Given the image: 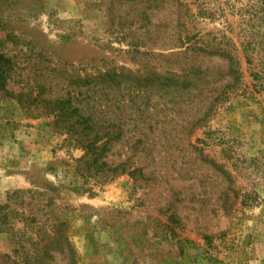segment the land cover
<instances>
[{"label": "rangeland", "instance_id": "1", "mask_svg": "<svg viewBox=\"0 0 264 264\" xmlns=\"http://www.w3.org/2000/svg\"><path fill=\"white\" fill-rule=\"evenodd\" d=\"M0 53L113 134L86 166L51 107L0 99V264H264V0H0Z\"/></svg>", "mask_w": 264, "mask_h": 264}, {"label": "trees", "instance_id": "2", "mask_svg": "<svg viewBox=\"0 0 264 264\" xmlns=\"http://www.w3.org/2000/svg\"><path fill=\"white\" fill-rule=\"evenodd\" d=\"M221 57H225V53H220ZM231 61V59L229 60ZM14 69L13 59L9 56L0 53V99H10L15 98L19 103L28 102L31 105H37L39 103H43L44 106L51 107L49 113L52 114L55 118L56 123H65L66 128L70 132L79 133V143L86 150L85 155L81 158V164L86 166H97L101 170L104 167L108 166L107 161L104 159L105 152H107L109 147L107 145L112 141L113 134L108 129L109 125L104 127L106 129L105 132L100 130L103 127V123L99 122L98 119L94 117L93 114L85 112L83 108L78 106L75 102L74 96L69 94L67 97H59L56 99H42L38 100L37 97L32 98L29 93H19L15 94L12 92L9 87V79L11 78L12 71ZM234 73V70H232ZM161 75H158L156 78L160 80ZM120 74L116 72H106L104 74H100L95 79H99V82L107 83L109 81L113 82H121L118 79ZM164 85L168 84L170 80H173L172 77H165ZM93 77H85L82 79V82L85 84H90ZM154 78L148 77L147 81L152 82ZM120 84V83H119ZM163 84V81H161ZM42 93V91H41ZM39 94V93H38ZM37 103V104H36ZM108 129V130H107ZM112 176H115L118 173L128 171L126 164H119L108 169ZM134 175L135 170L129 171Z\"/></svg>", "mask_w": 264, "mask_h": 264}]
</instances>
